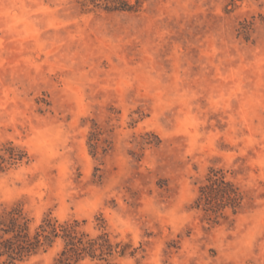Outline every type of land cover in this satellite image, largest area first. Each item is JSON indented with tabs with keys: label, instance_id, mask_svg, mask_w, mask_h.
<instances>
[{
	"label": "rangeland",
	"instance_id": "1",
	"mask_svg": "<svg viewBox=\"0 0 264 264\" xmlns=\"http://www.w3.org/2000/svg\"><path fill=\"white\" fill-rule=\"evenodd\" d=\"M9 142L28 160L0 172V211L92 236L101 218L133 252L117 264H264V0H0V155ZM211 169L236 212L196 207Z\"/></svg>",
	"mask_w": 264,
	"mask_h": 264
},
{
	"label": "trees",
	"instance_id": "2",
	"mask_svg": "<svg viewBox=\"0 0 264 264\" xmlns=\"http://www.w3.org/2000/svg\"><path fill=\"white\" fill-rule=\"evenodd\" d=\"M114 9L135 11L141 1L130 5L126 0H105ZM100 133L94 130L89 135V147L96 153ZM27 153L9 142L0 155V172L11 166L27 161ZM243 194L222 169H211L205 182L198 187L196 207L224 217V210L230 208L236 212L243 203ZM101 232L92 236L83 229L85 221L76 219L59 222L50 213L45 214L37 225L25 211L20 202L0 211V264H19L32 256L46 252L56 241L62 247L51 264H117L115 257H125L129 246L121 242L112 243L109 233L104 229L103 219L97 218Z\"/></svg>",
	"mask_w": 264,
	"mask_h": 264
}]
</instances>
